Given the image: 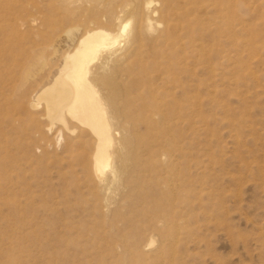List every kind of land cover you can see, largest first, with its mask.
<instances>
[{
	"label": "rangeland",
	"instance_id": "rangeland-1",
	"mask_svg": "<svg viewBox=\"0 0 264 264\" xmlns=\"http://www.w3.org/2000/svg\"><path fill=\"white\" fill-rule=\"evenodd\" d=\"M59 1L0 0V20L8 23L0 43V264H121L125 252L116 244L124 237L101 222L93 189L67 174L63 137L42 132L43 121L33 120L38 111L15 106L87 27L90 3L70 0L80 17L48 30L42 16ZM231 7L229 14L194 13L206 48L197 67L190 53L194 76L184 75L186 84L199 77L203 85L198 106L188 102L192 92L183 103L182 152L175 153L188 180L173 201L183 228L145 264H264V0H233ZM125 219L119 227L126 223L129 236L147 224L145 217Z\"/></svg>",
	"mask_w": 264,
	"mask_h": 264
},
{
	"label": "bare ground",
	"instance_id": "bare-ground-1",
	"mask_svg": "<svg viewBox=\"0 0 264 264\" xmlns=\"http://www.w3.org/2000/svg\"><path fill=\"white\" fill-rule=\"evenodd\" d=\"M208 1L85 0L90 3L83 13L86 29L66 44L60 63L47 70L32 94L15 101L17 109L38 111L33 120L43 121V133L63 137L67 174L93 189L91 202L101 222L124 237L116 244L125 252L121 264H145L183 228L175 210L181 206L173 201L183 197L188 180L179 175L182 156L177 159L175 153L182 152L183 103L192 92L188 102L198 106L203 85L199 77L191 84L184 77L194 76L190 53L197 67L199 51L206 48L202 17L194 13L229 14L233 0ZM79 17L70 0H60L46 7L41 22L60 32ZM5 23L0 20V43ZM10 42L11 34L4 40ZM193 46L187 55L186 48ZM210 56L206 53L207 60ZM48 146L46 141L38 147L46 151ZM132 205L139 207L128 210ZM139 217L147 224L137 225L141 233L129 236L125 222Z\"/></svg>",
	"mask_w": 264,
	"mask_h": 264
}]
</instances>
